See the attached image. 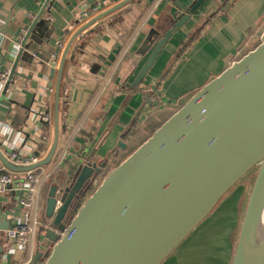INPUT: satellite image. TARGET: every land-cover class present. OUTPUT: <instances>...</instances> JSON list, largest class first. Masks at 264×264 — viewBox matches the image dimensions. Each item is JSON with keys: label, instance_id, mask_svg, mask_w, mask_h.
I'll return each instance as SVG.
<instances>
[{"label": "crops", "instance_id": "1", "mask_svg": "<svg viewBox=\"0 0 264 264\" xmlns=\"http://www.w3.org/2000/svg\"><path fill=\"white\" fill-rule=\"evenodd\" d=\"M118 1L50 0L45 7L48 0H0V76L12 68L23 37L44 10V26L36 33L43 43L40 50L20 61L14 84L0 96V148L7 158L12 150L27 159L47 156L54 136L55 86L63 50L83 23L101 7ZM197 1L138 0L93 25L76 41L62 85L61 135L51 164L57 166L54 181H63L85 164L106 161L103 173L113 171L197 92L256 48L264 33V0H205L167 40L136 85L157 43ZM90 12L92 17L87 16ZM4 87L0 79V93ZM46 111H50L47 117ZM75 128L81 129L71 137ZM68 140L67 157L58 166ZM17 213L14 195H0L2 248L6 241L1 226H10ZM41 218L44 226L36 248L45 243L49 226L44 208ZM242 220L227 230L229 246ZM28 256L19 252L10 264H25ZM166 261L163 264H179V260Z\"/></svg>", "mask_w": 264, "mask_h": 264}, {"label": "water", "instance_id": "2", "mask_svg": "<svg viewBox=\"0 0 264 264\" xmlns=\"http://www.w3.org/2000/svg\"><path fill=\"white\" fill-rule=\"evenodd\" d=\"M136 1H118L109 8L101 7L95 16L87 14L93 17L69 38L59 64L54 136L47 156L29 166L16 165L0 148V163L7 171L26 173L52 164L61 135L63 79L73 46L90 27ZM204 1L198 0L165 33L138 74L136 85L143 81L167 40ZM43 11L23 37L0 96L14 84L20 61L40 50L43 43L36 33L44 26ZM49 114L45 112L46 117ZM105 166L106 161L81 165L51 185L45 207L49 224L45 243L32 264H163L255 168L258 172L231 264H264V236L253 245L264 203V33L254 50L197 92L95 185ZM1 228L6 230L9 224ZM45 249L49 250L46 256Z\"/></svg>", "mask_w": 264, "mask_h": 264}, {"label": "built area", "instance_id": "3", "mask_svg": "<svg viewBox=\"0 0 264 264\" xmlns=\"http://www.w3.org/2000/svg\"><path fill=\"white\" fill-rule=\"evenodd\" d=\"M11 69H7L0 76L2 84L5 86L9 80ZM81 128L73 129L71 137L77 134ZM70 138V137H69ZM69 140L67 145L61 150L57 165H61L68 154ZM7 145V144H5ZM8 159L16 165L29 166L41 160V158L32 156L30 158L22 157V154L16 151L9 152ZM50 165V168H40L34 171L26 172L21 178H15L14 173L5 172V168L0 164V195L6 196L13 194L18 205V213L12 224L7 230H4L6 247L3 248V254L0 255V264H10V258L19 252H27L28 258L25 264H31L35 258L37 236L44 224L42 222V210L44 204V186L52 178L57 166ZM99 181L95 182V185ZM45 256L49 250H42Z\"/></svg>", "mask_w": 264, "mask_h": 264}, {"label": "rangeland", "instance_id": "4", "mask_svg": "<svg viewBox=\"0 0 264 264\" xmlns=\"http://www.w3.org/2000/svg\"><path fill=\"white\" fill-rule=\"evenodd\" d=\"M257 172V169L253 170L242 180L243 182L237 184L226 194L209 217L166 262L179 260V264H216L215 260H217V264L221 262L231 264L241 229L238 227L230 246L226 240L227 230L232 227L231 224H240L245 200L252 190ZM109 173L110 171L105 173V177ZM225 257H227V261Z\"/></svg>", "mask_w": 264, "mask_h": 264}, {"label": "bare ground", "instance_id": "5", "mask_svg": "<svg viewBox=\"0 0 264 264\" xmlns=\"http://www.w3.org/2000/svg\"><path fill=\"white\" fill-rule=\"evenodd\" d=\"M263 236H264V203L262 205V209L255 229L253 245L254 246L258 245L261 239L263 238Z\"/></svg>", "mask_w": 264, "mask_h": 264}, {"label": "trees", "instance_id": "6", "mask_svg": "<svg viewBox=\"0 0 264 264\" xmlns=\"http://www.w3.org/2000/svg\"><path fill=\"white\" fill-rule=\"evenodd\" d=\"M261 43V41L258 43V45ZM257 45V46H258ZM256 46V47H257ZM255 169H257V168H255ZM254 169V170H255ZM39 170H37V172H38ZM252 172V171H251ZM250 172V173H251ZM104 177H105V174L104 175H102V177H100V179H99V183H101L103 180H104ZM241 182H243V181H241ZM240 182V183H241ZM54 183V176L45 184V186H44V190H43V194H44V212H45V207H46V202H47V197H48V192H49V190H50V187H51V185ZM239 183V184H240ZM94 192V189L92 190V192H90V195L92 194ZM246 205H247V203H246ZM245 209H246V206H245V208H244V214H245ZM243 218H244V216H243ZM242 222H243V220H242ZM240 232V231H239ZM239 236V235H238Z\"/></svg>", "mask_w": 264, "mask_h": 264}]
</instances>
